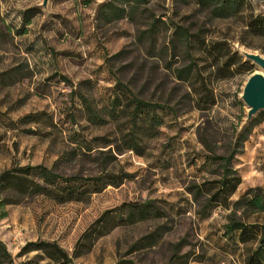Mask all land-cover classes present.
<instances>
[{"label": "rangeland", "instance_id": "1", "mask_svg": "<svg viewBox=\"0 0 264 264\" xmlns=\"http://www.w3.org/2000/svg\"><path fill=\"white\" fill-rule=\"evenodd\" d=\"M41 1L0 0V171L41 164L79 179L70 181L71 195L60 183L6 206L0 239L14 264L57 263L44 250L22 253L28 241L55 243L73 264H246L264 231V212L237 210L248 226L233 238L225 225L240 195L264 189V110L235 148L247 123L244 83L262 71L251 61L252 72H244L240 49L264 56V38L243 34L234 20L211 18L196 0H149L143 16L110 23L96 19L106 0ZM251 1L264 14V2ZM153 16L154 36L145 31ZM118 81L150 102L160 121L140 132L139 151L122 141L128 116L108 115ZM80 93L104 123L87 119ZM234 148L240 150L228 175L240 183L230 205L203 216L193 187H202L199 201L212 195L226 173L218 157ZM146 200L159 211L122 220L127 204Z\"/></svg>", "mask_w": 264, "mask_h": 264}, {"label": "trees", "instance_id": "2", "mask_svg": "<svg viewBox=\"0 0 264 264\" xmlns=\"http://www.w3.org/2000/svg\"><path fill=\"white\" fill-rule=\"evenodd\" d=\"M149 0H106L101 3L96 12V19L101 23H110L123 18L135 20V15L142 14L146 10ZM198 10L206 12L211 18L222 20H234L241 25L242 33L251 38L261 40L264 38V14L255 12L251 0H196ZM158 18L151 17L146 32L154 36L157 28ZM178 31L182 27L177 26ZM197 34H195L196 36ZM151 36V35H150ZM190 36L187 34V43H190ZM240 42H244L243 39ZM246 46L255 47L244 43ZM260 51L264 53V45L260 47ZM236 54V53H235ZM242 57V56H238ZM243 58V57H242ZM242 70L251 73L253 64L251 60L245 59L242 63ZM180 76V75H179ZM117 91L113 96V104L109 109V116L119 117V112L122 115H127L129 118V129L123 135L122 141L126 148L139 151L141 146L140 132H147L150 129L156 128L160 124L158 115L154 106L150 102L143 100L134 94L126 84L121 82L116 83ZM79 98L84 106L87 119L96 124L104 123L106 120L100 114L99 110L95 109L91 104L90 99L83 93L79 94ZM122 98L125 99L122 104ZM122 104V106H120ZM119 107V110H118ZM253 125V120L247 121L244 125L235 148H241L243 142L247 139L248 134ZM150 135V134H149ZM233 149L227 156H220L223 159L226 173L217 181V189L212 195L206 197L203 201H199L202 196L201 185H195L192 191L193 198L197 202H201L199 214L206 216L210 213L215 205H224L229 207V197L240 183V177H229L228 169L231 159L240 149ZM230 170V171H229ZM79 179L76 176H64L52 168H48L41 164H15L10 168L0 171V220L7 215L6 206L10 204H18L29 197L47 194L52 188L60 187V183H64L60 187L66 194L74 193V187L70 181ZM221 194V197H217ZM230 213V221L225 225L226 235L233 238L235 230H240V235L244 233L247 224L240 222L235 218L237 210L243 208V212H264V189L255 186L248 188L240 197L232 203ZM125 218L122 220L134 222L148 218L153 211L158 212L159 208L154 204L153 200H146L138 204H127ZM264 229V226H263ZM155 241V238L152 239ZM136 246V243L133 247ZM31 250H44L49 253L52 259H56V264H73L68 255L55 243L46 241H28L22 248V253ZM246 264H264V231L261 232L256 246L252 249L248 256ZM0 264H14L11 253L9 252L5 242L0 239ZM115 264H138L132 259L120 258ZM163 264H174L173 259Z\"/></svg>", "mask_w": 264, "mask_h": 264}, {"label": "water", "instance_id": "3", "mask_svg": "<svg viewBox=\"0 0 264 264\" xmlns=\"http://www.w3.org/2000/svg\"><path fill=\"white\" fill-rule=\"evenodd\" d=\"M261 1L264 0H254ZM48 0H42L41 6L46 7ZM241 54L258 65L262 71L251 73L243 86L241 99L247 106L245 121H249L258 111L264 110V56L258 52L240 49Z\"/></svg>", "mask_w": 264, "mask_h": 264}]
</instances>
